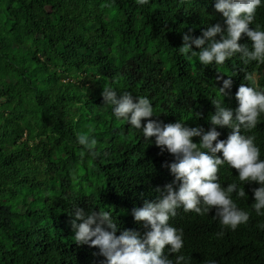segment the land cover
<instances>
[{
	"label": "trees",
	"instance_id": "16d2710c",
	"mask_svg": "<svg viewBox=\"0 0 264 264\" xmlns=\"http://www.w3.org/2000/svg\"><path fill=\"white\" fill-rule=\"evenodd\" d=\"M214 24L225 27L208 0H0V264H80L92 257L95 247L73 239V204L110 211L122 229L143 235L131 209L155 200L154 189L173 180V156L103 107V85L147 96L158 115L149 119L207 131L212 101L234 109L246 72L264 85V64L244 65L239 54L222 66H201L177 51L189 28L195 37ZM254 24L264 28V5ZM238 43L251 42L242 34ZM218 75L232 80L223 98L215 91ZM216 130L221 140L231 131ZM252 132L264 158V118ZM77 133L95 137V155H81ZM217 175L226 186L237 172L224 165ZM236 182L246 193H233L249 213L246 224L221 226L214 207L207 215L177 209L170 219L183 230L189 264H264V215L251 208L258 185Z\"/></svg>",
	"mask_w": 264,
	"mask_h": 264
},
{
	"label": "clouds",
	"instance_id": "9594fccd",
	"mask_svg": "<svg viewBox=\"0 0 264 264\" xmlns=\"http://www.w3.org/2000/svg\"><path fill=\"white\" fill-rule=\"evenodd\" d=\"M208 2L221 14L225 27L222 30L220 24L207 25L195 37L189 28L182 35L177 51L195 57L201 66H222L237 54L244 65L264 64V28L254 24L257 9L264 5V0ZM136 3L144 5L147 0H136ZM242 34L251 42L250 46L238 43ZM193 46L199 51H193ZM216 79L222 81L220 87L215 86L216 94L223 98L226 90H231V76L218 75ZM244 81L235 91L237 106L234 109L226 107L222 99L212 101L215 111L207 117L211 125L207 131L199 125L189 127L183 120L164 123L149 119L158 115L147 96L132 95L125 90L118 92L111 84L104 83L103 107L110 109L117 121L122 120L138 130L145 141L152 143L149 138L154 137L161 152L173 156V162L167 164L173 180L162 189H154L158 193L155 200H144L141 206L131 209L133 220L146 229L143 235L133 229H122L110 211L86 210L73 204L69 214L74 217L71 227L75 243L95 247L93 256L83 258L80 264H88V259L95 264H189V257L181 251L183 230L172 226L170 219L176 217L177 209L207 215L214 207L213 218L218 219L221 226L235 230L246 224L249 213L240 209L233 199V193L237 198L246 196L237 180L243 185L252 182L258 185L251 189V208L257 216L264 215V158L252 132L264 118V85L259 84L255 73L246 72ZM142 119L145 120L143 127ZM217 127L231 130L226 139H218ZM193 137H198L199 142L194 143ZM75 143L80 146L82 156L85 152L95 155L97 140L94 136L77 133ZM224 165L237 172L236 180L226 186H222L217 175ZM259 227L264 229V224ZM169 253L174 255L169 258Z\"/></svg>",
	"mask_w": 264,
	"mask_h": 264
}]
</instances>
